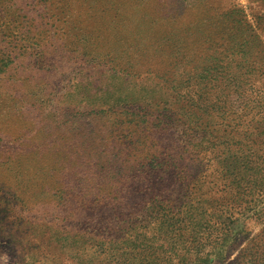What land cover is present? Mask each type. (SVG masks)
<instances>
[{
  "label": "rangeland",
  "instance_id": "374dc122",
  "mask_svg": "<svg viewBox=\"0 0 264 264\" xmlns=\"http://www.w3.org/2000/svg\"><path fill=\"white\" fill-rule=\"evenodd\" d=\"M263 141L264 0H0V264H87L95 241L195 263L180 189L222 160L264 201ZM248 216L213 264L262 254L264 205Z\"/></svg>",
  "mask_w": 264,
  "mask_h": 264
},
{
  "label": "trees",
  "instance_id": "16d2710c",
  "mask_svg": "<svg viewBox=\"0 0 264 264\" xmlns=\"http://www.w3.org/2000/svg\"><path fill=\"white\" fill-rule=\"evenodd\" d=\"M259 44V42H258ZM260 43V48L263 46ZM245 42L240 43L238 48H245ZM8 65V64H7ZM189 79L184 81L182 87L187 90L189 87ZM184 100L189 108H181L180 118L186 120H201V118L193 113L192 110V99L191 95H184ZM191 103V105H190ZM191 109V110H188ZM196 118V119H194ZM167 122V121H166ZM162 122L161 124L153 127H157L156 130L160 133L168 130L170 124ZM207 122V121H206ZM196 129L202 123L195 121ZM209 125H207L208 128ZM246 131L245 135H251ZM236 137V136H235ZM199 140V141H197ZM191 144L190 147L195 150H198V154H207L213 150L225 151L226 144L221 141H213L214 144L204 137L202 139H196ZM264 144V141L262 142ZM180 158V157H179ZM211 159H208V161ZM213 161V160H212ZM219 163L220 167H212L210 174H207V169L204 168L200 170L201 177H199L198 182L193 184L190 187L189 196H192V199L187 197L186 189H180L185 202L181 203V210L178 212L179 215L176 217L175 224L170 226L172 230V238L176 241H188L189 246H192V254L198 255V260L193 263H179V264H213L216 258L223 256L224 250L220 244L221 241L230 239L233 234V225L237 221L242 219H247L249 213L254 214L256 209L264 205L262 199L260 201H255L253 199H248L247 196L243 195L246 189L243 186L245 183V177L240 180H236V174L233 171L228 169V166L225 167L222 165L223 161L218 160L215 164ZM172 168H166L162 171H154V174L160 172L165 173H177L179 177L184 176L183 172H179L178 162L173 161ZM248 170H252L248 165L251 164L248 159L244 161ZM174 166V167H173ZM213 166V165H212ZM263 173V172H261ZM213 176V178H212ZM254 175H247L246 177H251ZM243 190V194L239 191ZM193 200V201H192ZM180 221V224L179 222ZM230 234V237H229ZM259 244L264 245V228L260 232ZM224 243V242H223ZM251 243V242H250ZM101 241H95L94 243H88L89 248L87 250L92 252L94 259L88 258L87 264H156L152 263L153 261L146 260V253L148 252V247H141L139 252H136L134 255L128 254L125 250L123 252L114 250ZM154 252L152 253V255ZM200 254V255H199ZM205 255L207 259L203 261L201 255ZM236 264H264V251L262 254L258 255V249L252 250L250 248L246 253L238 254L235 258Z\"/></svg>",
  "mask_w": 264,
  "mask_h": 264
}]
</instances>
